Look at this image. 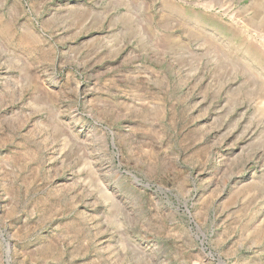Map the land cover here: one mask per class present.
I'll list each match as a JSON object with an SVG mask.
<instances>
[{
	"label": "rangeland",
	"instance_id": "374dc122",
	"mask_svg": "<svg viewBox=\"0 0 264 264\" xmlns=\"http://www.w3.org/2000/svg\"><path fill=\"white\" fill-rule=\"evenodd\" d=\"M0 264H264V0H0Z\"/></svg>",
	"mask_w": 264,
	"mask_h": 264
}]
</instances>
